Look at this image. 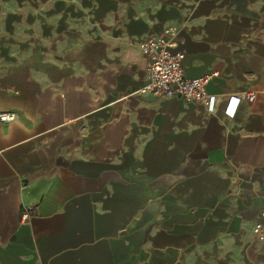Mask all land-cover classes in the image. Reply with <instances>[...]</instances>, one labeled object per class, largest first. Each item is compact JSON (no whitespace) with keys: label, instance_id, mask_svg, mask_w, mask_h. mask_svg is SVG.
Listing matches in <instances>:
<instances>
[{"label":"crops","instance_id":"0c3cea01","mask_svg":"<svg viewBox=\"0 0 264 264\" xmlns=\"http://www.w3.org/2000/svg\"><path fill=\"white\" fill-rule=\"evenodd\" d=\"M0 112V264H264V0H0Z\"/></svg>","mask_w":264,"mask_h":264},{"label":"built area","instance_id":"2783aa9c","mask_svg":"<svg viewBox=\"0 0 264 264\" xmlns=\"http://www.w3.org/2000/svg\"><path fill=\"white\" fill-rule=\"evenodd\" d=\"M177 27L167 28L162 35L150 37L141 43V51L150 58L147 68V83L142 87V93L160 97H179L185 102H199L210 105V96L207 85L218 73H211L198 78L187 77L184 70L185 55L182 52H174ZM250 103L255 100L254 93H248L245 97ZM234 99V98H233ZM235 103L240 99H234ZM16 119L12 112H0V123L8 124ZM264 218V211L261 212ZM31 210L25 209L22 220L28 222ZM264 231V223L257 222L254 227L256 235L261 236Z\"/></svg>","mask_w":264,"mask_h":264}]
</instances>
